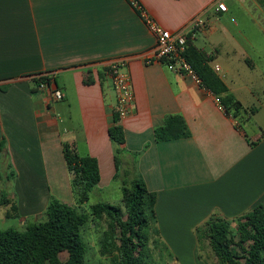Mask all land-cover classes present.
I'll list each match as a JSON object with an SVG mask.
<instances>
[{"label":"crops","instance_id":"crops-1","mask_svg":"<svg viewBox=\"0 0 264 264\" xmlns=\"http://www.w3.org/2000/svg\"><path fill=\"white\" fill-rule=\"evenodd\" d=\"M218 1L225 12L215 10ZM137 2L171 33L203 17L188 35L219 67L214 73L242 106L238 117L190 76L145 64L155 36L127 0H0V194L9 189L23 222L43 217L51 198L73 204L67 144L96 159L94 194L141 179L155 195L154 240L183 250L212 215L232 221L264 207V0ZM115 60L126 63L134 97L118 122L122 145L108 135L116 95L106 70ZM36 75L50 77L45 89ZM169 117L189 135L155 141ZM251 122L253 136L241 125Z\"/></svg>","mask_w":264,"mask_h":264},{"label":"trees","instance_id":"trees-1","mask_svg":"<svg viewBox=\"0 0 264 264\" xmlns=\"http://www.w3.org/2000/svg\"><path fill=\"white\" fill-rule=\"evenodd\" d=\"M182 56L194 70L200 86L219 98L226 114L237 118L241 104L208 65L210 56L194 46L190 35L186 37ZM250 110L254 112V109ZM118 122L114 113L108 135L116 144L122 145L124 135ZM188 135L179 117L167 118L164 126L154 131L155 141ZM62 152L76 204L51 198L44 216L28 223L24 230L0 229V264H87L88 246L82 231L89 222L100 219L106 221V228L99 239L98 251L106 257L107 264H156L151 261L148 248L150 238L155 234V195L147 191L141 179L135 178L123 182L121 206L97 202L82 209L81 205L88 201L99 182L97 161L89 156H79L74 147L67 144H63ZM1 204L10 205L6 218L19 217L14 201L3 197ZM199 228L218 264H264L262 205L232 221L212 215Z\"/></svg>","mask_w":264,"mask_h":264},{"label":"rangeland","instance_id":"rangeland-1","mask_svg":"<svg viewBox=\"0 0 264 264\" xmlns=\"http://www.w3.org/2000/svg\"><path fill=\"white\" fill-rule=\"evenodd\" d=\"M261 123H264V113L260 114L258 117ZM244 130L253 136L254 124L251 122L249 125H244L241 123ZM1 189V188H0ZM9 189L4 187L0 194V198H8ZM9 192V193H8ZM97 202H105L114 206H121V194L119 189V182L117 181L111 187L103 189L100 193H91L89 195L88 201L81 205L82 209H88L91 204ZM68 204V203H67ZM74 201L73 204L75 205ZM10 205H0V229H15L18 231L24 230L25 226L33 221L41 219L38 217L36 219H28L23 222L21 218L8 219L5 217V210L9 209ZM235 222L231 227H235ZM106 228V221L104 219L94 220L88 223V225L83 229L82 235L84 241L87 243L88 249L86 253V263L87 264H107L108 261L106 257L99 254L98 242ZM185 236V235H184ZM185 249L178 250L177 248L169 249L166 244H163L160 240L155 241L154 238H150L148 248L150 250V259L156 264H218L213 253L211 252L206 239H204V233L201 228H196L193 234L186 235ZM155 241V242H154ZM64 256L61 255V259ZM63 260V259H62Z\"/></svg>","mask_w":264,"mask_h":264},{"label":"built area","instance_id":"built-area-1","mask_svg":"<svg viewBox=\"0 0 264 264\" xmlns=\"http://www.w3.org/2000/svg\"><path fill=\"white\" fill-rule=\"evenodd\" d=\"M127 2L138 11L144 24L155 36V47L152 55L145 59V64L161 63L169 71L190 76L199 83L197 75L190 64L182 56V52L186 46V37L188 33L196 28L204 26L203 17L198 15L194 17L183 30L171 33L162 29L154 20L147 16L145 12L142 11L137 0H127ZM215 10L225 12V4L218 1ZM219 70V67L214 68V72H219ZM106 71L116 95L114 111L117 114L118 119L122 120L129 115L134 100L131 80L128 71L126 70V63L120 60L111 61L108 63ZM31 79L37 81L36 88L39 90L45 89L51 82L48 75H36ZM52 95L55 100L62 99V93L57 88L53 89ZM215 100L218 104L220 103L218 98ZM219 107L223 109L220 104Z\"/></svg>","mask_w":264,"mask_h":264}]
</instances>
